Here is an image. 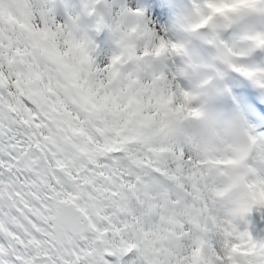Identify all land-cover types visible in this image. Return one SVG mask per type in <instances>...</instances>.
<instances>
[{
	"label": "snow or ice",
	"instance_id": "6c2138e0",
	"mask_svg": "<svg viewBox=\"0 0 264 264\" xmlns=\"http://www.w3.org/2000/svg\"><path fill=\"white\" fill-rule=\"evenodd\" d=\"M165 2L0 0V264H264L253 191L264 187V131L240 127L247 148L166 131L170 116L201 114L179 76L156 65L178 47L138 23ZM257 8L264 0H208L194 27ZM236 100L264 130V105L242 91ZM170 163L197 179L159 175ZM191 184L199 199L184 191ZM241 185V199L221 191Z\"/></svg>",
	"mask_w": 264,
	"mask_h": 264
},
{
	"label": "bare ground",
	"instance_id": "6f19581e",
	"mask_svg": "<svg viewBox=\"0 0 264 264\" xmlns=\"http://www.w3.org/2000/svg\"><path fill=\"white\" fill-rule=\"evenodd\" d=\"M207 2L208 0H166L165 11L161 15L150 14L146 18H143L140 23L157 40L162 39L164 42L175 44L178 47V53L170 52L167 56L157 59H160L162 67L179 76L183 90L189 84L184 91L190 94L191 106L200 112V116L215 115V113L210 108L208 102H206V97L202 93V86L198 85L200 76L202 78L204 74L198 68V63L205 61L206 66L212 67L211 64L216 63V53L214 50L224 52L225 47L215 39L216 36L210 37L206 34H194L182 26L189 21L198 20L197 6H202ZM258 9L257 11H255L256 9H241L232 14V20L228 22V24L233 26L230 34L233 35L231 44L236 45V40L241 39L239 45L246 43L243 46L246 50L247 44L252 41L256 43L257 48L264 51V45L259 43L260 36L264 35V10L259 13L260 9ZM219 20H222L220 16L212 19V21ZM224 29L225 27L222 25L220 27L221 35ZM252 32H257V36L244 41V38ZM197 38H200L201 41H198ZM187 41H190L192 44L187 46ZM202 45L206 50L201 49ZM209 46H212L213 51H208L207 48ZM111 48L108 47V50L104 53V59L112 55L110 52ZM262 60H264V57L262 59L246 60L243 56L236 55V61L244 64L245 69L256 73L255 78L250 79V83L251 88L257 92H264V87L260 85V80L264 79V64H262ZM236 73L240 72L236 71ZM185 83L187 84L185 85ZM225 84H227V81L222 78V75L217 73L213 80V85H211L212 97H216V95L220 96V87ZM198 100H202V104L194 105L193 102ZM219 118L222 119L221 117ZM240 123H243L242 120H240ZM227 128L230 129L228 122ZM230 191L232 192L233 200H236L234 196L235 188L230 189Z\"/></svg>",
	"mask_w": 264,
	"mask_h": 264
},
{
	"label": "rangeland",
	"instance_id": "374dc122",
	"mask_svg": "<svg viewBox=\"0 0 264 264\" xmlns=\"http://www.w3.org/2000/svg\"><path fill=\"white\" fill-rule=\"evenodd\" d=\"M72 2L73 3H76V2H78V0H72ZM123 3L126 4L127 3V0H123ZM255 11H257V9ZM148 15H150V14L147 12V10H144V14H143L142 17H140L138 19V23L140 24L142 22L143 18H146ZM194 21L195 20L189 21L186 24H184L182 27H184V29L186 27V29H187ZM212 23H213L212 24L213 25L212 26L213 27L212 30L213 31H216V38L215 39L217 41H219L220 44H222L225 47V51L224 52H220L219 51V54L217 55V62L216 63L218 65H221L222 63L223 64L226 63V64L231 65L234 68H236V67H242V68H244L245 67L244 64L236 61V55H240L241 56L242 54H244V52H243L244 51L243 50V46H245V44L243 43L244 45L243 44L242 45H239V42L241 41V39H237L236 40V43H237L236 45L231 44V39H232L233 35H229V37L222 36L221 33H220L221 31L219 30V27H218L220 23H216V22H213V21H212ZM229 25L232 26L231 24H229ZM232 29H233V26H232ZM252 33L249 34L250 37L249 36H246L244 38V41L247 40V39H249V38H251V37H253L254 34H252ZM254 33L257 34V32H254ZM97 35H98V33H97ZM209 36H211V35H209ZM105 37H106L107 43L109 45V48L112 47L111 48L112 51L110 50V52H111V54H113V52H114V43H113L111 34L108 33ZM39 39L40 40H43V41H47L49 39V37L47 36V34H42V35L39 36ZM261 39H264V35L262 36ZM94 51H95V49H94ZM226 51H230L232 53V55L231 56H228V57H225V52ZM97 55H99V53H97ZM156 65H157V67L159 69H165L164 67H162V63L160 62V59H157L156 60ZM199 65H200V67H199ZM201 65H202V67L204 66V68H205L207 64H206L205 61H203L202 63H198V68H202ZM204 68H203V72H204ZM198 83H200V82L198 81ZM186 84L187 83H185V85ZM188 85L189 84H187L185 86L186 88L184 90L187 89V86ZM193 104H195V103L193 102ZM203 117L206 120H208L211 124H213L215 126H220L222 128H225V126H226V128H227V123H225L226 120L223 119L224 116H219V115L216 116V114H215V115H204ZM219 117H221L222 119H220ZM167 151L168 150L166 148H163V147L158 148L156 150V152L158 154H161V155L167 153ZM197 163H204V162L203 161H199ZM158 174L161 175V176L168 175L170 178H173V179H181L182 178V179L185 180L186 183H188L190 181H195L197 179V174L195 172H192V173H184L183 177H181L178 169L173 164H171V163L167 165V172L159 171L158 170ZM226 188L222 189L221 191L225 192V189ZM184 191L187 192V193H190L193 199H199V195H198V185L191 184L190 186L186 187L184 189ZM216 199H221V197L218 196V197H216ZM232 200H233V198H232ZM229 207H231V205H229ZM165 208H167V206H165ZM185 211L188 212V213H190L191 215H193V217L196 218L197 220L199 219V211L197 209H195L194 207H189V208L185 209ZM233 250L236 251L237 249L234 248Z\"/></svg>",
	"mask_w": 264,
	"mask_h": 264
},
{
	"label": "clouds",
	"instance_id": "9594fccd",
	"mask_svg": "<svg viewBox=\"0 0 264 264\" xmlns=\"http://www.w3.org/2000/svg\"><path fill=\"white\" fill-rule=\"evenodd\" d=\"M166 131L169 132L173 139L177 142H189L191 145H205L216 142L223 138L232 143H238L242 147H249L248 138L244 135L240 128H222L215 126L206 120L203 116L198 118H187L178 120L169 117L166 121ZM245 181V185L251 181L250 176L240 173ZM247 187L241 185L236 189L237 199H241L247 195ZM255 199L257 202L264 203V187H254Z\"/></svg>",
	"mask_w": 264,
	"mask_h": 264
}]
</instances>
